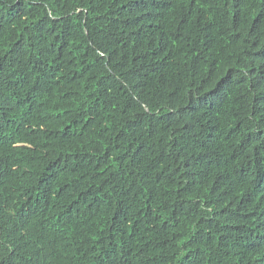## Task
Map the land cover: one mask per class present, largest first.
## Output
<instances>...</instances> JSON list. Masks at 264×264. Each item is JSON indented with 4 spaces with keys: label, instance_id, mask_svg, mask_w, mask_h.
<instances>
[{
    "label": "trees",
    "instance_id": "1",
    "mask_svg": "<svg viewBox=\"0 0 264 264\" xmlns=\"http://www.w3.org/2000/svg\"><path fill=\"white\" fill-rule=\"evenodd\" d=\"M0 264H264V0H0Z\"/></svg>",
    "mask_w": 264,
    "mask_h": 264
}]
</instances>
